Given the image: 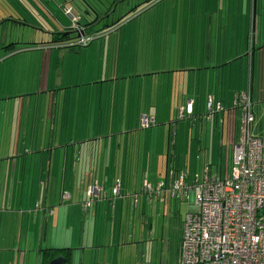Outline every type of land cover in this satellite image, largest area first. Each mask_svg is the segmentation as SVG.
Here are the masks:
<instances>
[{
  "label": "crops",
  "instance_id": "0c3cea01",
  "mask_svg": "<svg viewBox=\"0 0 264 264\" xmlns=\"http://www.w3.org/2000/svg\"><path fill=\"white\" fill-rule=\"evenodd\" d=\"M175 1L170 7H179L183 13L185 6L180 3H188V0ZM261 1L262 6L255 16L253 0H236L233 10L219 12L216 16L214 11L208 32L205 24L199 33L189 26L185 32L184 17L181 16H178L176 23L166 20L162 26L161 16L151 17L134 30L132 37H126L121 31L114 37L117 30L112 29L108 53L105 51L102 54V60L93 61L95 70L100 64L103 69L101 79L95 74L96 80L93 78L91 82L96 94L92 95L93 119L87 123L83 118L84 125L80 128L74 122L67 134V117H64L61 125L60 116L65 115L60 108L44 107V118L36 136L34 133L28 134L25 121L29 122L30 118L28 115L25 118V105L11 108L0 106V264H39L41 251L45 249H71V264H162L172 237L176 241L173 254L178 261L184 223L178 221L181 205L184 202L187 205L186 213L192 211L193 197L190 195L181 201L168 197L150 202L143 196L140 187L142 180L155 185L168 175L166 171L164 176H146L150 171L144 170L145 163L149 168L152 161L156 162L164 154L167 158L171 144L167 142L165 153L161 149L159 154L157 143H151L152 139L142 134L155 128L157 123L171 129L175 111L181 118L188 116L184 110L189 103L192 104L193 117L203 115V105L188 99L191 75L179 76L194 72L196 77L192 86L200 81L206 82L203 87L206 94L205 113L208 101H213L214 120L206 119L220 131L219 145H222L226 133L229 153L239 136L240 111L234 107V102L241 93L251 99L253 113L257 115L254 133L264 135V0ZM215 3H219V0ZM0 6L6 15L14 18L15 13L4 0H0ZM175 12L173 10L172 14ZM66 29L63 27L61 31ZM181 32L188 35L192 32L190 42L179 40ZM172 34L176 38H161V35ZM59 47L49 45L41 50L55 51L60 50ZM180 48L182 53L178 52ZM253 48L261 51L255 55ZM161 50L174 51L175 54H169L168 60L164 57L163 62L158 58ZM223 50H235L234 54L230 53L232 58L229 63L222 62L225 56ZM2 54L4 58H0V62L3 60L2 66H6L20 53L8 54L4 50ZM183 57L194 61L180 64L178 58ZM242 59L246 60V70L243 73L242 69L239 74L237 62L241 67ZM217 60L222 62L218 66ZM231 62L235 63V72L223 82L222 72ZM199 64L203 68L197 70ZM178 65L196 68L186 71L173 68ZM152 66L154 69L149 70ZM127 67L143 68L145 72L137 71L138 74L131 75ZM252 67H255L254 79ZM229 70L231 72L232 69ZM6 71L9 76L17 70ZM134 71L131 69V72ZM201 71L206 72L199 76ZM177 81L180 86L175 90ZM114 82H123L116 83V87L122 85L124 89L121 95L123 106L120 108L111 103L112 98L107 91L102 96L105 87L110 84L115 86ZM13 97L19 99L25 95ZM177 99H181L180 103L174 102ZM131 104L134 105L132 113H139V118L131 119L125 110ZM218 105L220 110H217ZM80 107L76 100L69 112L85 114ZM27 110L29 113V108ZM50 110L56 118L59 115V136L63 142L58 145L52 137L48 143L46 135L49 128L42 127L49 119ZM144 118L152 121L147 127L142 124ZM72 130L76 134H70ZM53 133L54 129L51 136ZM172 146L173 150L175 142H172ZM190 171L189 168H182L176 174L184 173L187 183L191 184L195 176L201 179L204 173L200 175ZM221 175L222 170L219 169L218 177L223 178ZM93 182L102 187L104 196L102 193L99 200L84 209L85 193ZM117 182L120 197L115 198L112 188ZM63 193L69 195L68 202L62 201ZM141 248L143 253L140 252Z\"/></svg>",
  "mask_w": 264,
  "mask_h": 264
},
{
  "label": "rangeland",
  "instance_id": "374dc122",
  "mask_svg": "<svg viewBox=\"0 0 264 264\" xmlns=\"http://www.w3.org/2000/svg\"><path fill=\"white\" fill-rule=\"evenodd\" d=\"M19 1L20 2L17 3V5L13 4L10 1V3L12 4L10 9H12L16 13V15L21 17L24 20L25 24L23 23L15 25L5 22L2 23L1 20L5 19L7 16L1 10L0 6V24L2 23L0 25V58H4V54L2 53L6 47H9L6 49V53L8 54H10V52H14V54L20 53L12 58L13 65L12 63H10L6 66H2L3 60H1L0 62V67H2V70L0 72V106H3L4 108H11L14 107V105H25V118L27 115L30 118L29 122L27 120L25 121V124L28 127V134L31 135L32 133H34L36 134V136L38 126L44 118V107L50 106L51 109L60 108L62 114L65 115L60 116L61 125H63L64 117H67V134V131L73 128L74 122L77 123L78 127L80 128L81 125H84V119H86L87 123L88 120H90L91 118L93 119V114L91 113L92 95L96 96V94L95 90H93V86L91 85L93 83L91 82L93 78L94 80H96L97 74L100 80L103 73V69H101L102 64H100V67L96 66L95 70L93 61L96 59L100 60L101 56H103L102 54L105 51L106 54L108 53L107 51L110 44V37L113 35V33H111V30L102 31V33L98 34L96 37L86 38L85 45H79V40L83 37V35L80 34V36H78V40H73L71 42L67 41L63 46L59 47L61 48L60 50H41L51 45L50 43L52 42L53 38L57 37L59 33H62L61 29L63 27L67 28L66 30H68V32H72L69 35V39H75L78 35V30L81 33L80 28H82V25L85 23V17L77 7V0ZM142 1L145 0H130L127 4L124 3L119 5L117 9L119 12L116 13L115 16H122L126 14V12L132 6L138 5ZM215 1L216 0H188V3H180V5L185 6L183 10L184 12L182 13V10L178 9L179 7L175 9L173 7H170L173 2H176L175 0H152V2L148 6H140L136 9V11L141 13L139 17L135 18L133 16L129 18L131 21H129V19L123 21L124 18L118 21V27L115 29L117 31L115 32L114 37L119 34V31L125 34L126 37H132V35H134V30H136L139 25H142V23H144L146 20H149L151 17L157 16H161L162 18L161 26L163 25V23H166V20H168L170 23L172 21L176 23L178 16H181L184 17V31L189 26L191 30L199 33L201 32L203 25L205 24V26H207L208 32V26L210 25V20L211 16H213V12L216 11V16L219 12H227V10H233V4H236V0H219V3L214 4ZM64 8L71 12L69 14L65 13ZM173 10H176L174 15L172 14ZM214 19L216 21V18ZM100 26L101 25H95L94 29H99ZM191 35L192 32L190 33V35L181 32L179 33V40L188 43L190 42ZM168 36L176 38L175 34L161 35V38L162 40H164ZM196 37L199 36L197 35ZM147 38H149V36ZM152 38L154 39V34L152 35ZM162 45L165 46V44ZM124 47L126 48V45ZM69 49H75L76 51L70 52ZM22 50H25V52H22ZM178 52L182 53V49L180 48ZM223 53L225 54V56H223L224 61L222 62L228 61L229 63V60H231L232 58L230 53L234 54L235 50H223ZM169 54H172L174 56L175 52L169 50H161L158 58L160 59V61L163 60L164 62V57L168 60ZM243 54H245V50H243ZM153 59L154 56L151 60L153 61ZM219 60H217V66L222 63ZM178 61L180 62V64H184L187 61L194 60L192 58L183 57L178 58ZM240 61H243L242 66L240 67L238 64L239 62H237V72L239 73V71L243 69L244 73L246 70V60L244 61V59H242ZM214 62L215 61H213L212 64H214ZM234 64L235 63L231 62L229 65L224 67V71L222 72L223 82H225V79L227 80V78H229L231 74H234ZM157 66L158 65L156 64L155 69ZM182 66L184 65H178L173 68H175L176 70H178L179 68H183V70L185 71L196 68ZM167 67L168 65L166 66V68ZM200 68H203V66H200L199 64L197 66V70ZM8 69L17 71L16 73L8 76L6 71ZM131 69H135L136 71L131 72ZM151 69H154V67L152 66L149 70ZM229 69H232L231 72ZM137 71H142L143 74V72H145V69L127 67V72L131 75L138 74ZM205 72L206 71L199 72V76L200 74H203ZM193 74L195 73L186 72L179 74V76L191 75L190 79H192V81L190 83L188 99L195 101L196 104L200 103L201 105H203V115L201 117L185 116L181 118L175 111V113L173 114L174 122L171 124V129H168V127L157 123V126L152 130L143 131L142 135L152 139L151 143L153 141L157 143V150H159V154L161 149H163V152L165 153V144L167 142L168 144L169 142L171 144L170 152L167 158L166 154H164L163 157H160L156 162L152 161L149 168L145 163L144 170L150 171L146 174V176L149 175L151 178L152 175L155 174H162L164 176V173L166 171L177 172L178 169L182 168H189V170H191V173L194 172V174L199 173L201 175L205 171L209 173L210 168L211 174L218 177L219 167H221V177H225V171L231 155V148L229 150V153L227 149V135L226 133L224 134V138L222 139L223 143L222 145H219L220 131L215 126V124L214 127H212V123L210 121H207L206 119L210 114L213 115L212 112L214 108L212 107L211 112L209 110H206L207 113L204 112L206 94L203 90V87L206 85V82L200 81V83H196V87L192 86L191 84L195 82L194 78L196 77ZM116 83L114 82L115 86L113 87L111 86V84L105 87L102 96H105V93L107 91V93H109V96L112 98L111 103L116 104V106L120 108L123 106L121 95L124 89L122 85L116 87ZM121 83L123 82H120L119 84ZM179 86L180 83L178 81L175 82V90ZM225 89L228 90V86H226ZM115 93L117 94V96H115ZM17 94L25 95V97L19 99H15V97L11 98V96H16ZM7 97L8 100H6ZM163 99L164 98H162L161 100ZM76 100L81 106L79 109H84L85 114L78 113V115H75L69 112L71 105L74 104ZM179 100L181 99L174 100V102H179ZM185 100L186 97H184V101ZM130 102H132V99L130 100ZM28 108L30 111L29 113L27 110ZM125 110L129 112L128 115L131 117V119L139 118L140 116L139 113H132V111L134 110L133 104H131L130 107H126ZM48 116L49 119L45 120V124H42V127H44L45 129L47 127L49 128L46 135L48 143L50 138L52 137L55 138L53 142H56L58 145L63 142L62 137L59 136V115H57L56 118L55 113L50 110ZM97 117H99V114ZM37 119L39 120L38 122ZM54 119L57 120L54 121ZM93 125L94 124H92L91 128H93ZM95 126L97 125L95 124ZM52 129H54V133L51 136ZM73 132L76 134V131L73 130L70 131V134H73ZM137 134H139V132H137ZM168 138L170 141L168 140ZM172 142H175V147L173 150ZM127 159L130 160V157H128ZM151 185L153 188L156 187V184ZM181 206V215L178 219L179 222L184 221L187 215V205L185 204V202ZM175 245V238L172 237L170 244L167 246V257H163L162 264H178L176 256L175 254H173ZM140 252H144L143 248H141ZM157 259L158 261H161L160 258Z\"/></svg>",
  "mask_w": 264,
  "mask_h": 264
},
{
  "label": "built area",
  "instance_id": "2783aa9c",
  "mask_svg": "<svg viewBox=\"0 0 264 264\" xmlns=\"http://www.w3.org/2000/svg\"><path fill=\"white\" fill-rule=\"evenodd\" d=\"M85 43L82 37L79 45ZM212 107L209 100L210 112ZM234 107L240 111L239 136L232 145L224 178L204 172L201 179L195 176L188 184L183 173L169 171L155 188L147 181L142 183L141 191L150 202L193 197L192 211L183 223L178 264H264V135L254 133L253 103L246 94L237 95ZM184 111L192 116V104ZM212 118L211 114L207 117ZM151 122L144 118L142 124L147 127ZM102 191L96 182L89 184L83 208L99 200ZM112 196L120 197L118 182ZM67 200L69 195L63 193L62 201Z\"/></svg>",
  "mask_w": 264,
  "mask_h": 264
},
{
  "label": "trees",
  "instance_id": "16d2710c",
  "mask_svg": "<svg viewBox=\"0 0 264 264\" xmlns=\"http://www.w3.org/2000/svg\"><path fill=\"white\" fill-rule=\"evenodd\" d=\"M4 1L9 7L12 6L10 1L13 4H15V5H17V3L20 2L19 0H17V1H15V0H4ZM128 1H130V0H77V7H78L79 11L83 12L82 14L85 17V21L89 20L90 18H92V19L94 18L93 22H91L92 25L90 24L91 26H85V28H80L81 31H82L81 33H83V38L86 39V38H90V37H96L98 34L102 33V31L112 30L114 28H117L118 27V21L122 20V18H124L123 21H126V20H128L129 18H131L133 16L135 18L139 17L141 15V13L136 11V9L139 8L140 6L141 7L142 6L143 7L148 6L152 2V0L142 1L138 5L132 6L126 12V14L118 17V19L116 21H114L113 20L114 17H112L111 15L112 14L115 15V13H118L119 11L117 9H118L119 5L124 4V3L127 4ZM256 4H257L256 11H257V9L260 10V8L262 6V1L261 0H256ZM6 16L7 17L5 19L1 20L2 23L5 22V23H10V24H15V25L24 23V20L21 17H19L18 15H16V13L14 15V18L9 17V15H6ZM125 17H128V18H125ZM129 21H131V20L129 19ZM95 25H101V26H100L99 29L95 30L94 29ZM66 31H63L62 33H59L57 37H54L50 44L51 45H56V46H63L64 43H66L67 41L71 42L73 40H78L79 39L77 37L75 39H71V38L69 39V35L72 32L70 33V32H68V30H66ZM77 33H80L79 30H78ZM260 37H262V35H260ZM74 47H77V46H74ZM263 47H264V45H263ZM7 48H9V47H6L5 50ZM69 51L70 52H75L76 50L75 49H69ZM252 51L255 52V55H256V53L258 51H261V49L256 50V49L253 48ZM253 66H254V64H253ZM252 69H253V71L251 72V75H252V78L254 79V77H255V74H254L255 67H252ZM253 112H254V110H253ZM254 116L257 119V115L255 113H254ZM257 133L259 134L260 132H257ZM257 133H255V134L258 135ZM229 165H230V160L228 161V166L226 168V172H227V170L229 168ZM219 169H221V167H219ZM143 181H147V180H142L141 186H140L141 189H142ZM158 183H156V185ZM178 252H179V249H178ZM71 253H72L71 249H45V250H42L41 254H40V258H39V264H49V262L51 260L57 258L60 255H62L67 260V264H71V259H72L71 258Z\"/></svg>",
  "mask_w": 264,
  "mask_h": 264
},
{
  "label": "water",
  "instance_id": "95a60500",
  "mask_svg": "<svg viewBox=\"0 0 264 264\" xmlns=\"http://www.w3.org/2000/svg\"><path fill=\"white\" fill-rule=\"evenodd\" d=\"M255 12H256V0H253V14H254V16L256 14ZM80 34L83 35V33H78L77 38H79L78 36H80ZM67 202H68V200H67ZM49 264H67V260L62 255H60L57 258L51 260L49 262Z\"/></svg>",
  "mask_w": 264,
  "mask_h": 264
},
{
  "label": "flooded vegetation",
  "instance_id": "af4514ba",
  "mask_svg": "<svg viewBox=\"0 0 264 264\" xmlns=\"http://www.w3.org/2000/svg\"><path fill=\"white\" fill-rule=\"evenodd\" d=\"M83 13V12H82ZM116 14V13H115ZM112 17H114L113 18V20L114 21H116L117 19H118V17H120V16H115L114 14H112L111 15ZM93 20H94V18L92 19V18H90L89 20H87V21H85V23L82 25V28H85V26H91L92 24H91V22H93ZM91 24V25H90ZM82 32V31H81Z\"/></svg>",
  "mask_w": 264,
  "mask_h": 264
}]
</instances>
